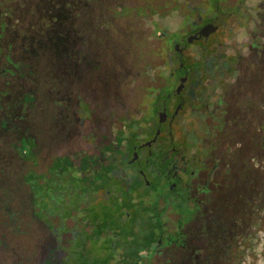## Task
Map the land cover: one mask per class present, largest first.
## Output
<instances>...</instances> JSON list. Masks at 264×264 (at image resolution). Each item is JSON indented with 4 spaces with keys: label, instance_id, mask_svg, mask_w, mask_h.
Returning <instances> with one entry per match:
<instances>
[{
    "label": "rangeland",
    "instance_id": "obj_1",
    "mask_svg": "<svg viewBox=\"0 0 264 264\" xmlns=\"http://www.w3.org/2000/svg\"><path fill=\"white\" fill-rule=\"evenodd\" d=\"M73 1V12L77 13L80 20L75 29L78 28L76 30L80 31V36L71 37L72 41L66 38L69 33L67 36L62 35L61 40L63 43L72 42L73 46L87 54L80 53L74 58L56 56L52 70L50 62L42 57L36 58L31 63V68L37 74L35 77L27 74L0 75V264H43V259L46 257L48 260L51 253H56L52 256L53 260L56 259L52 261L54 264L74 261L70 247L60 242L59 235L64 229L63 215L68 213L70 205L78 203V197L72 190V186H78L76 183L72 186L68 184V181H72L70 171H51L46 163L53 160L55 154L83 149L86 140L79 138L81 134L88 131L98 135L114 134L124 116L152 114V95L145 91L144 86L156 84L159 70L167 68L163 65L166 53L161 47L163 40L158 35L162 31L176 29L183 23L186 5L204 3V0H170V6L164 11L158 10L143 16L132 12H116L120 5H128L123 10L131 11L133 8L130 6L138 5L142 0ZM48 2L0 0V18H7L9 14L21 20L20 23L29 22L30 11L38 12ZM5 7L9 8L7 14L3 13ZM17 37H13L14 46ZM248 37L247 30L232 27L225 41L210 49L209 55L212 56L209 58L220 61L226 55L241 56L234 68L257 76L248 78V81H255L251 93L256 95L253 101L256 108H253L256 112V131L260 134L262 128L258 127L261 122L264 128V77L258 76L264 75V38L261 45L256 47L260 50L256 57L255 48L248 44ZM157 48L161 52H151ZM17 53L24 56L26 52ZM145 61L149 65L148 76L140 70ZM226 61L231 66L232 62ZM10 65L0 64V71L17 69ZM237 75L232 79L230 74L224 80L226 83L233 81L232 85L237 87ZM3 89L8 92L6 95H3ZM239 91L243 92L241 89ZM26 92L32 93V101L25 109L17 111L14 108L17 106L15 101ZM239 96L240 106L250 104L243 100L244 94L239 93ZM258 99L263 102L260 104ZM184 121L182 127L185 130L194 134L198 132L196 126L187 124V118ZM21 137H32L33 142L30 139L22 144ZM259 144L255 143L258 153ZM257 159L260 164L262 160ZM260 165L256 171L252 169L259 180L260 175H264ZM40 169H43L42 172L37 174ZM231 172L240 175V185L241 169L239 173L234 169ZM46 185L49 188L45 193ZM255 185L264 187L262 179L260 183L255 181ZM154 189H158V186L154 185ZM91 206L94 211L85 212L84 219H90L92 223V212L96 211L97 205L94 203ZM173 207L170 206V209L175 208L177 211L176 206ZM233 207L225 206V212L233 214ZM186 211L187 207L184 206L177 212L185 215ZM67 220L68 224L72 223L71 218ZM79 225L75 222L74 229L80 231ZM258 233L261 243L253 261L255 264H264V231ZM165 240H171L172 244L151 260H159L164 264H191L190 252L178 247L183 244L181 235ZM90 244V241H86L85 247ZM82 251L85 252V249Z\"/></svg>",
    "mask_w": 264,
    "mask_h": 264
},
{
    "label": "flooded vegetation",
    "instance_id": "obj_2",
    "mask_svg": "<svg viewBox=\"0 0 264 264\" xmlns=\"http://www.w3.org/2000/svg\"><path fill=\"white\" fill-rule=\"evenodd\" d=\"M191 11L194 14L182 17L183 23L178 28L158 35L175 38L172 51L164 56L169 64H163L168 69L165 73H172L173 84L164 95L152 97V117L140 120L141 126H150L148 132L138 130L130 141L124 134L120 143L114 139L115 133L98 135L88 131L79 135L86 140L83 149L55 154L46 167L57 158L61 163L67 157L69 164L62 172L70 171L73 182L68 184L76 183L78 187L93 186L91 180L96 179L95 174L92 176L93 169L101 170L102 165L110 167L108 179L124 177L140 187L141 193L145 185L150 189L158 186L153 199L156 205L153 211L159 216L156 239L149 250H139L137 264H164L159 260L144 262L143 255L148 252L152 254L150 259L155 258L172 244L165 238L176 235L182 236L183 244L178 247L190 252L191 264H255L253 258L261 243L258 232L264 231V187L256 186L255 181L260 183L262 179L264 183V175H260L259 180L252 169L256 171L261 164L264 172V128L257 134L256 103H253L256 95L251 93L255 81L248 78L257 76L234 68L241 56L226 55L217 61L209 58L212 56L209 53L213 46L223 43L235 27L247 30L248 44L253 45L254 56L258 57L260 50L256 47L264 38V0H204L203 5L191 7ZM208 22L216 26L206 35L199 33V28ZM226 60L232 62L231 66ZM230 74L232 79L238 74L237 87L232 85L233 81L225 82L224 78ZM180 79L183 84L173 93ZM239 93L252 105L240 106ZM258 102L263 101L258 99ZM161 110L164 113H160ZM138 116L142 120L145 117ZM186 118L187 124L198 129L196 134L182 127ZM259 125L263 127L262 122ZM112 141H118L114 160L111 158ZM257 142H260L259 153ZM257 158L262 160L260 164ZM84 163L86 167L79 168ZM231 169L237 173L241 169L240 185V175H235ZM154 179L157 181L153 182ZM75 195L78 197V203L74 204L76 211L63 215L64 229L59 235L60 242L69 246L70 252H75L79 245L85 246L88 239L83 236L91 231L90 224L82 222L79 207L102 200L96 191L91 192L86 203L77 192ZM170 206H176L177 211L186 206L188 211L184 215L174 207L171 210ZM225 206H234V213L225 212ZM75 214L80 231L74 229ZM69 218L71 224H68ZM93 242L99 243L100 236Z\"/></svg>",
    "mask_w": 264,
    "mask_h": 264
},
{
    "label": "trees",
    "instance_id": "obj_3",
    "mask_svg": "<svg viewBox=\"0 0 264 264\" xmlns=\"http://www.w3.org/2000/svg\"><path fill=\"white\" fill-rule=\"evenodd\" d=\"M41 1V0H38ZM48 4L43 6V9L39 8V11H30L29 22L25 21L20 23L17 17L9 16L6 18H0V64L8 65L11 64L17 68L15 71L8 69L7 71H0V75H18L22 76H37L36 72L31 68V63L34 59L42 57L41 59L50 62L51 70L55 61V57L66 54L69 57L79 56L80 53H86V51L81 50L73 46L72 42L63 43L61 40L62 35H68L67 39H71L74 36H80V31L77 32L78 28L75 26L80 23L77 13L73 12V7L75 2L73 0H49ZM170 0H163L162 2H155L154 0H142L140 4L130 6L133 8L131 11L123 10L128 7V5L117 6V13L120 12H132L134 14H140L145 16L146 14H152L158 10H165L170 6ZM200 2V1H199ZM186 5L183 17H190L194 14L191 11V7L195 6ZM3 13L7 14L9 8L5 7ZM112 7V12L115 13V9ZM113 13V14H114ZM2 14V12H1ZM34 14V15H32ZM77 17V19H76ZM77 20V21H76ZM18 22V25L16 24ZM25 25V26H24ZM80 26V25H79ZM81 30V28H80ZM158 31V29L156 30ZM165 31H162L163 34ZM17 37L16 46L13 43V37ZM162 49L167 53L172 51V45L175 41L173 35L166 36L162 38ZM73 41V40H72ZM15 47V48H14ZM15 51V52H14ZM26 53L24 56H19L17 52ZM151 52H161L160 49H153ZM164 57V62L168 65ZM77 61V59H76ZM78 63V61H77ZM10 65V66H11ZM147 67V68H146ZM149 65L147 61L143 62L140 70L148 76ZM160 74L158 76L159 81L156 84H146L144 86L145 91L152 95V97H158L164 95L165 92L169 91L172 86L173 75L172 73H165L163 69H160ZM168 71V69H166ZM151 78V77H149ZM1 90V89H0ZM6 95L8 92L4 91ZM28 92L21 94L16 99L17 111L25 109L28 104L32 101V93ZM14 102V103H15ZM83 104L87 102L82 101ZM78 104V103H77ZM150 112H153V106L151 105ZM83 112V111H82ZM152 117V114L149 115ZM148 117L140 116H124L120 119L123 125H120L115 131V140L120 141L124 134L129 137V141L133 134L138 133V130L143 131L144 134L148 132L149 125H140V120L144 121ZM145 123V122H143ZM126 126L125 128H123ZM258 128H263L259 126ZM166 130V129H165ZM167 132V130L165 131ZM29 137H21L20 142L22 144L30 141ZM169 143V138L166 139ZM111 142V150L113 160L115 159V153L117 152V142ZM32 142V140H31ZM121 143V141H120ZM167 143V146H168ZM130 144V143H128ZM23 150V148H22ZM55 159V161L50 165L51 171H63L65 167L69 164V159L64 157L62 162ZM114 169V165H111ZM86 167L85 163L81 164L79 168L84 169ZM101 170L98 168L93 169L92 176L95 174L96 179L91 180L93 186L87 187L86 185L80 187H73L72 190L77 192L80 199H84L86 203L90 199L91 192H97V197L100 201L95 203L96 211L92 212L91 217L92 223L87 221L85 218V212H89L92 206L86 205L79 207L82 213L83 223L90 224L91 231L87 232L84 239H88L91 244L88 246L77 245L75 252H71L72 259L74 261L68 264H137L138 252L140 249L149 250L150 246L154 243L156 239V234L158 231L157 222L158 215L156 216L153 209L156 207L153 199L155 198L154 189H150L149 185H145L143 192H139L140 187L136 186L124 177H119L116 179H108L107 171L110 169L109 166H100ZM98 170V171H97ZM39 172H37L38 174ZM28 175V174H27ZM26 178V174L24 179ZM26 181V180H25ZM136 181V180H135ZM154 181V180H153ZM162 181V180H160ZM71 182V181H68ZM49 186L46 185L44 192L46 193ZM100 188V189H99ZM53 190H55L53 188ZM153 191V192H152ZM59 194V191H57ZM159 196V194H158ZM76 206L70 205L68 207V213H75ZM78 211V210H77ZM52 213V212H51ZM50 213V214H51ZM40 219V218H37ZM41 220V219H40ZM73 221L77 222L75 219ZM100 236L99 243H94V238ZM80 246H83L79 248ZM85 249V252L82 251ZM56 253L50 254L49 259L46 257L43 259V264H54L56 259L53 260L52 256ZM152 254L146 252L143 255L144 262H148L151 259ZM91 257V259H87ZM56 258V257H55Z\"/></svg>",
    "mask_w": 264,
    "mask_h": 264
},
{
    "label": "water",
    "instance_id": "obj_4",
    "mask_svg": "<svg viewBox=\"0 0 264 264\" xmlns=\"http://www.w3.org/2000/svg\"><path fill=\"white\" fill-rule=\"evenodd\" d=\"M215 23H212V22H208V23H205L203 24L200 28H199V33L203 34V35H206L209 31L213 30V28L215 27ZM183 84V79H180V81L174 86V88L172 89V92L173 93H176L179 91V89L181 88ZM164 113L163 110L160 111V113ZM161 119V116H159V120ZM155 134H157V129L155 130ZM149 140H146V143H148Z\"/></svg>",
    "mask_w": 264,
    "mask_h": 264
}]
</instances>
